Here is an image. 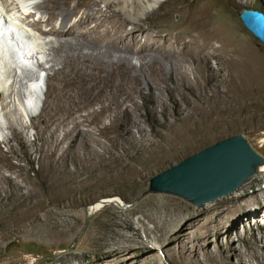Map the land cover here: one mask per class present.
Wrapping results in <instances>:
<instances>
[{"label":"rangeland","instance_id":"obj_1","mask_svg":"<svg viewBox=\"0 0 264 264\" xmlns=\"http://www.w3.org/2000/svg\"><path fill=\"white\" fill-rule=\"evenodd\" d=\"M13 1L4 0V4L11 5ZM196 1L177 0L176 8L185 9L187 4ZM228 2L239 5L237 23L255 47V63L251 71L256 80L252 85H237L239 92L228 93V86L220 85L217 89L211 80L201 79L198 70L182 64L179 72L189 87L182 86L179 93L174 92L176 80L167 85L150 83V87L144 86L140 94H133V102L123 103L122 109L128 112L134 124L112 122L108 112L99 122L100 127L109 128L102 134L93 126L89 127L81 117L98 111L100 104L66 118L64 122L61 120L62 109L55 116L56 124L52 123L47 131L40 116L46 97L41 113L35 118L27 117L21 106L18 108L23 97L24 78L15 73L9 63L7 68L5 63H0V83L7 80L10 86V91L4 93L8 97L5 98L10 101L9 95L12 96V104L8 106L10 114L1 111L0 102V118L3 120L0 122V150L9 158L12 168L2 164L0 167L2 175L19 186L15 188L0 182V264H104L116 258L114 255L107 257L109 253L125 246L133 247L132 253L125 252V255L131 254L132 260L140 264L156 257L159 264H177L171 259L173 243L169 238L179 224L203 216L210 209L221 207L244 194L250 200L255 196L257 202L252 207V216L245 219L238 230L250 242L262 236V222L254 224V220L258 214L264 215V173H256L237 190L199 207L175 195L153 193L149 187L152 177L229 137L243 134L253 148H258L256 140L260 133H264V43L245 28L240 16L247 10H259L264 15V0H208V4L226 6ZM99 8L110 11L104 3H99ZM169 8H163L162 12H168ZM28 10L33 17L26 22L22 21L24 9L10 15L19 17L23 27L29 30L27 23L38 21L41 11ZM129 18L135 17L126 13L123 21ZM179 18L178 13L171 17L173 21ZM139 19L127 23L125 30L131 31L135 27L134 21L147 28L142 23L144 18ZM93 25L90 23V27ZM43 29L49 31L50 27L45 24ZM31 33L39 34L35 30ZM27 38H24L25 46L42 64L41 68L35 61L32 63L45 73L46 95L49 79L59 73L48 70L50 65L45 64V57L38 54V44L48 48L47 42L36 38L35 41L31 36ZM8 47L9 53L13 54V45ZM131 62L139 65L135 58H131ZM188 70H192V74ZM203 72L207 74V69ZM142 73L147 78L144 70ZM7 75L9 79H6ZM233 77L235 81L236 74ZM156 92L160 95L158 99ZM111 109L115 112L116 106L111 104ZM76 123L81 124V136L87 141L86 146L80 143L70 145L75 133H67ZM55 130L57 140L50 137ZM6 139L10 140L9 145L5 144ZM58 143L59 149L66 151L67 158L65 168L54 176L51 172V175L42 172V148L43 153L51 154ZM261 156L264 157V151ZM104 198H118L122 203H108L97 211L90 208ZM230 234L237 246L246 250L238 233L231 230ZM156 235L162 236L160 241L156 240ZM222 240L225 242L224 237ZM211 250L218 258L224 259L222 264H239L234 255L224 256L232 251L228 245L223 246L214 240ZM258 251L262 261L264 250ZM197 260L206 264L204 254H200Z\"/></svg>","mask_w":264,"mask_h":264},{"label":"bare ground","instance_id":"obj_2","mask_svg":"<svg viewBox=\"0 0 264 264\" xmlns=\"http://www.w3.org/2000/svg\"><path fill=\"white\" fill-rule=\"evenodd\" d=\"M1 2L9 14L24 9L23 22L33 17L28 9L41 11L38 21L33 24L27 23L29 30L23 27V22L15 15L10 19V25L26 32L35 41L37 39L47 42L48 48H43L37 43V50L40 52L38 54L45 57V64L50 65L48 70L59 73V76L54 75L49 79L48 91L46 95L44 94L45 108L42 113L40 111L47 131L52 123L56 124L55 116L62 109L61 120L64 122L66 118L69 119L96 104L101 105L98 111L88 112L81 117L89 127L93 126L101 134L109 129L107 126H99L101 118L108 112L112 116V122L134 124L128 112L122 109L123 103L133 102V94H140L144 86L150 87V83L159 86L174 83L176 80L173 91L177 93L180 87H189L183 74L179 72L182 64H188L198 70L201 79L211 80L217 89L220 85L228 86V93L239 92V85L248 87L249 83L256 80L251 71L255 63V47L237 23L236 14L240 7L233 2H228L226 6L220 3L208 4V0H197L191 5L187 4L185 9L176 8L177 0H100L99 2L14 0L11 5H5L4 0ZM99 3H104L110 11H102ZM167 7H170L169 11L162 12V9ZM126 13L133 14L135 18L123 21ZM174 13L179 14L178 21L171 19ZM74 17H76L75 21H71ZM142 17L144 18L142 23L146 24L147 28H144L140 22L134 21L135 27L131 31L125 30L127 23L138 18L141 20ZM90 23L94 25L90 27ZM45 24L50 27L49 31L43 29ZM8 30H0V63H5V68L9 66V62H6V57L9 55L8 45L15 46L13 37L9 38ZM32 30L39 34L31 33ZM20 55L24 63L35 64L33 62L35 61L42 68L36 55L29 56L22 53ZM52 55L56 57L52 58ZM131 58L137 59L139 65L133 64ZM9 60L12 61L11 56ZM56 67L59 68L56 70ZM205 69L207 74L203 72ZM142 70L145 71L147 78ZM234 74H236L235 81ZM8 75L6 79H9ZM23 78L29 79L27 76ZM21 82L22 80L19 83ZM39 84L23 81V97L18 108L21 106L27 117L29 113L25 106L34 103L35 96L32 89L38 88ZM0 89H2L1 111L10 114L8 106L12 104V96L9 95L11 100L7 101L8 97L4 94L7 90L10 91L7 80L5 83H0ZM157 93L155 95L158 99L160 95ZM111 104L116 106L115 112L112 111ZM43 106L42 102L41 110ZM80 125L76 123L67 133L68 135L75 133L70 139L71 146L78 143L83 146L87 144L81 136ZM56 131L50 136L54 140H57ZM260 134L256 140L258 148L255 150L262 154L264 133ZM15 139H18L17 136ZM9 143L10 140L6 139L5 144L9 145ZM43 150L42 148V172L49 175L51 172L55 176L54 173L57 174L59 170L65 168L66 151L59 149V143L51 154L43 153ZM0 164L12 168L9 158L3 155L1 150ZM1 170L0 167V182L18 188L19 186L12 180L2 175ZM258 172L264 173V165L258 168L256 173ZM254 197L250 200L249 196L244 194L229 200L221 207L210 209L203 216L194 217L192 221L190 219L182 221L169 238L173 243L172 261L177 264H200L197 259L200 254H204L206 264H222L224 259L218 258L211 250L212 242L215 240L223 246L226 244L232 248L230 254L224 253V256L234 255L238 258L239 264H264V258L260 261L258 251L264 250V215L258 214L254 220V224L262 222L260 227L262 236L259 239L255 238L250 242L238 230L244 220L252 216V207L257 202ZM103 202L122 203L118 198H104L90 205V208L97 211L103 207ZM128 229L132 228L128 227ZM231 230L238 233L240 241L245 242L246 250L237 246L234 237L230 234ZM223 237L225 242L222 240ZM161 238L162 236L156 235L157 241ZM132 251L133 247L130 246L113 250L107 257L112 258L114 255L116 258L104 264H140L139 261L132 260L131 254L125 255V252L132 253ZM152 252L154 253V250ZM144 264H159V259L156 257Z\"/></svg>","mask_w":264,"mask_h":264},{"label":"water","instance_id":"obj_3","mask_svg":"<svg viewBox=\"0 0 264 264\" xmlns=\"http://www.w3.org/2000/svg\"><path fill=\"white\" fill-rule=\"evenodd\" d=\"M240 18L245 28L264 43V16L247 10ZM262 165L264 157L250 145L248 137L239 134L152 177L149 187L153 193L175 195L199 207L237 190Z\"/></svg>","mask_w":264,"mask_h":264}]
</instances>
